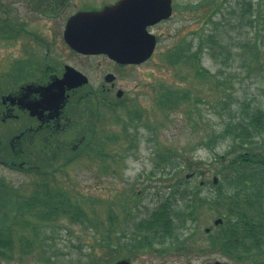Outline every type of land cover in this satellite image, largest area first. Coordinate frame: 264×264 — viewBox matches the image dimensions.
Returning a JSON list of instances; mask_svg holds the SVG:
<instances>
[{"label":"rangeland","instance_id":"obj_1","mask_svg":"<svg viewBox=\"0 0 264 264\" xmlns=\"http://www.w3.org/2000/svg\"><path fill=\"white\" fill-rule=\"evenodd\" d=\"M201 1L178 0L180 6L190 4L191 7L180 9L173 21L156 28L160 41L154 56L142 65L119 70L116 87L122 90L123 94L119 99L122 103L116 106L115 113L121 115L125 123L127 121L128 125L131 124L128 132L130 135L127 138L122 137L125 123H116L115 117L107 113L106 118L102 119L101 116L98 127H90V134L94 135L104 127L98 134L102 139V134L108 136L105 140L113 136L118 138L110 149L107 148L109 151L106 157L81 156L60 169L57 183L64 191L63 194L71 199L75 208L83 209L90 219L60 215L46 223L31 218L35 228H23L14 218V212H10L7 206L3 207V202L0 201V223L9 225L14 230L13 254L6 253L11 257L13 255V258H0V264H92L97 261L92 258L106 256L100 251L102 227L96 230L93 218L105 222L108 212L113 211L118 216V221L121 220V226L118 225V229L113 232V239H118L119 243L123 244V249H127L129 247L126 245L131 243L129 237L134 233V226L176 189L175 185L180 178L186 177L185 183L189 186L202 183L200 194L203 201L205 196L209 197L215 191L210 183L213 169L217 166L214 160L218 155L225 154L229 146L223 141L207 146L208 137L212 131L221 129L222 118L226 116L227 109H237L241 101L251 104L261 102L264 107V86L263 81L259 79L258 69H253L256 68L257 51L252 42L246 47L232 46L233 55H224V66L218 65L205 49L201 63L204 70L208 71L210 79L207 80L196 76L193 71L182 70L181 76L177 70L166 64V55L163 54L168 49L172 48L173 52L177 47L190 45L193 50L198 46L200 39L205 38L214 27L218 30L226 29L220 27L222 18L217 14H212V20L209 21L212 4L208 6V3H205L198 9L193 8ZM46 27L37 24L33 26L39 30L43 29L44 34L48 35ZM255 33L251 27L242 29V41L259 38ZM259 35L264 37L262 31ZM58 43L56 40L55 44ZM9 44L7 47L6 43H0V69L8 66L11 59L19 57L17 49ZM204 45L208 47L206 41ZM52 58L86 72L92 69L89 71L92 78L91 88L97 86L101 73L108 70L104 69L105 62L101 58L90 61L82 57L73 58L66 52L59 58ZM99 63L102 64L101 67L98 66ZM217 76H220V79ZM216 81L219 88L225 89L226 93L219 100L212 99L206 92H209V89L215 90ZM90 87L84 90L89 91ZM176 87L189 89L192 97L198 101L191 99L186 103L187 107L168 112L160 110L156 105L159 92L162 88ZM112 98L115 99V94ZM222 105L226 106V110H222ZM103 109L100 107V112ZM128 110L138 112L140 119L129 121ZM93 112L96 113L95 109ZM102 148L99 147L100 150ZM193 170H197L196 175L188 178ZM0 176L13 181V190L16 192L29 194L33 189L34 178L21 172L12 174L0 168ZM178 206L181 208L183 203L178 202ZM194 213L196 216H186L189 220L185 219L187 222L181 230L177 250L162 252L156 249L157 246L132 253L122 250L107 264L126 258L130 264H240L217 250L206 249L207 235L214 230L213 222L218 218L217 210L202 203L199 204L197 213ZM190 219L194 221L191 222ZM14 220L16 224L13 223ZM189 234H192V237H189ZM22 243L27 245L22 247ZM92 247L96 249L93 250Z\"/></svg>","mask_w":264,"mask_h":264},{"label":"trees","instance_id":"obj_2","mask_svg":"<svg viewBox=\"0 0 264 264\" xmlns=\"http://www.w3.org/2000/svg\"><path fill=\"white\" fill-rule=\"evenodd\" d=\"M205 3H208V6L212 4L208 16L209 21L212 20L213 15L217 14L222 18L219 23L220 27H226V29L218 30L217 27H214L206 34L205 38L200 39L198 46L193 50L190 45L177 47L175 51L164 57L166 64L177 70L181 76H183L182 70L193 71L196 76L207 80L210 79L208 71L204 70L201 63V56L205 54V49L218 65L224 66L226 65L224 55H233L232 46L246 47L249 42H252L253 48L257 51L255 55V59H257L256 68L253 69H258L259 79L263 81L264 86V37L259 35L261 31L264 33V0H234L232 2L229 0H202L199 5L193 8L198 9ZM247 27H251L259 38H254L252 41H242V29H247ZM205 41L208 47L204 45ZM214 87L215 90L209 89V92H206L212 96V99H222L226 94L225 89L219 88L218 81ZM262 90L264 96V88ZM191 99L192 101L196 100L192 97L189 89L162 88L156 105L160 110L168 112L169 110L187 107L186 103H189ZM225 107L222 105V110H226ZM116 110L114 107L108 111H99L97 113L98 121L101 123V116L104 119L107 113H111L115 117V122L123 125L124 119L115 113ZM127 114L129 121L140 119L138 112ZM225 115L222 118L221 129L212 131L208 137L209 142L206 144L210 146L211 143L223 141L227 142L229 146L225 154L218 155L214 160V164L217 166L213 169V178L210 183L215 191L209 197L205 196L203 201L200 194L202 183L189 186L188 183H185L186 177L180 178L175 185L176 189L160 202L147 217L139 220L138 224L134 226V233L129 237L131 243L126 245L129 247L127 249L126 247L123 249V244L119 243L118 239H113V232L121 226V220L118 221V216L113 211L108 212L105 222L93 218L95 229L98 230L102 227L101 239L99 240L100 251L106 256L99 255L98 258H92V260L97 259L92 264H99L100 262L107 264L112 257L121 253L122 250L132 253L140 249L145 251L155 246L162 252L177 250L181 230L185 228L184 224L189 220L186 216L195 215L194 212L197 213L199 204L202 203L207 204L210 209L217 210V217L222 219V223L207 235L208 245L206 249L217 250L225 257L240 264H264L263 103L251 104L248 101H241L237 109H227ZM130 125L126 121L122 128V137L127 138L130 135L128 134ZM98 134L85 136L80 148L74 153L76 157L71 159L68 156L66 165L81 156L105 158L109 151L107 148L110 149L113 142L118 138L113 136L109 139V137L107 141L104 138L108 136L102 134V139ZM110 141L111 143H109ZM99 147L104 149L100 150ZM29 172H33L30 176L34 178L33 189L30 190V193L24 194L14 191L13 200L3 201V207L7 206L6 208L10 212H14L13 216L20 227L35 228L31 218L43 222H50L60 215L90 219V216L83 209L75 208L71 199L63 194L64 191L57 183V175L61 172L59 168L53 166L52 169L40 168ZM195 173L197 170H193L188 178L194 176ZM214 179L217 180V183H214ZM178 202L183 203L181 208L178 206ZM190 221L192 222L194 219H190ZM13 223L16 224L15 220ZM0 226V258L12 259L13 255L11 257L6 253L13 254L14 239H12V234L14 230L11 226L3 223H0ZM188 236L192 237V234ZM26 243L30 244L29 241ZM27 244L22 243V247ZM92 248L93 250L96 249ZM21 253H23L22 250Z\"/></svg>","mask_w":264,"mask_h":264},{"label":"flooded vegetation","instance_id":"obj_3","mask_svg":"<svg viewBox=\"0 0 264 264\" xmlns=\"http://www.w3.org/2000/svg\"><path fill=\"white\" fill-rule=\"evenodd\" d=\"M122 1L0 0V43H6L7 47L11 43L19 53V57L0 69L1 169L12 174L21 172L27 177H31L33 172L29 171L35 169H52L53 166L61 169L68 156L76 157L74 153L80 148L82 139L90 135L91 125L99 126L96 115L100 107L104 108L102 111H108L121 105L119 99L123 92L116 87L119 70L143 63L121 64L106 54H84L68 41H80L82 29L77 27L98 24L96 16L99 12ZM128 1L136 3V0ZM164 1L169 3V16L146 27V31L155 36L152 56L160 41L156 28L173 21L180 9L190 8V4L180 6L178 0ZM139 3L145 9L162 6V0H140ZM148 11L147 15L154 14V10ZM36 24L46 25L48 35L43 29L33 28ZM64 52L73 58L90 61L101 58L105 62L104 69L108 70L101 73L97 86L91 88L89 71L92 69L86 72L52 58H59ZM171 52L172 48L163 55ZM67 70L71 76L83 75L86 83L78 87L63 83L61 80ZM87 87H90L89 91L84 90ZM118 92H121L119 96ZM94 109L95 114L92 113ZM13 189V181L0 176V201L13 200Z\"/></svg>","mask_w":264,"mask_h":264},{"label":"water","instance_id":"obj_4","mask_svg":"<svg viewBox=\"0 0 264 264\" xmlns=\"http://www.w3.org/2000/svg\"><path fill=\"white\" fill-rule=\"evenodd\" d=\"M136 0H124L113 8L99 12L96 16L98 24H86L77 27L82 29L80 41L68 43L84 54H106L110 59L121 64H138L147 60L155 47V37L146 31L148 24L165 19L170 14L168 1L162 0V6L157 9L142 8ZM148 10H154L153 15H147ZM149 12V11H148ZM145 13V14H144ZM72 69V68H67ZM68 86L78 87L86 83L80 73L71 76L70 70L61 80ZM121 92H118V96ZM216 183V179H214ZM221 219L214 221L215 225ZM115 264H129L128 260H120ZM215 264H224L215 262Z\"/></svg>","mask_w":264,"mask_h":264}]
</instances>
